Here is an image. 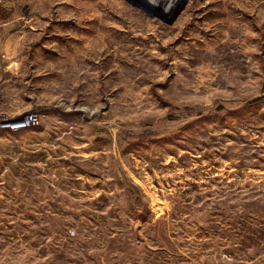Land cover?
I'll use <instances>...</instances> for the list:
<instances>
[{
  "label": "rangeland",
  "instance_id": "obj_1",
  "mask_svg": "<svg viewBox=\"0 0 264 264\" xmlns=\"http://www.w3.org/2000/svg\"><path fill=\"white\" fill-rule=\"evenodd\" d=\"M168 3L0 0V264H264V0Z\"/></svg>",
  "mask_w": 264,
  "mask_h": 264
},
{
  "label": "built area",
  "instance_id": "obj_2",
  "mask_svg": "<svg viewBox=\"0 0 264 264\" xmlns=\"http://www.w3.org/2000/svg\"><path fill=\"white\" fill-rule=\"evenodd\" d=\"M35 124H38L37 119L31 114L24 116L21 122L17 123L20 128L31 127Z\"/></svg>",
  "mask_w": 264,
  "mask_h": 264
},
{
  "label": "bare ground",
  "instance_id": "obj_3",
  "mask_svg": "<svg viewBox=\"0 0 264 264\" xmlns=\"http://www.w3.org/2000/svg\"><path fill=\"white\" fill-rule=\"evenodd\" d=\"M163 1H164V0H163ZM165 1H167V4H169L168 1H172V0H165Z\"/></svg>",
  "mask_w": 264,
  "mask_h": 264
}]
</instances>
